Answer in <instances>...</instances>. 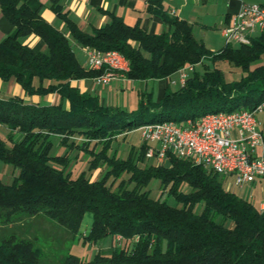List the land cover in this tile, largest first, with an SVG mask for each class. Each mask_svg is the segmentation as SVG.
<instances>
[{
	"label": "trees",
	"instance_id": "1",
	"mask_svg": "<svg viewBox=\"0 0 264 264\" xmlns=\"http://www.w3.org/2000/svg\"><path fill=\"white\" fill-rule=\"evenodd\" d=\"M0 7L15 26L0 41V79H14L31 95L60 98L41 104L21 95L0 97V124L8 127L7 139L0 137V161L18 170L12 182L0 177L1 219L43 214L77 234L85 214L92 213L82 240L98 243L110 236L111 253L84 260L70 252L64 264H264V212L226 187L225 175L174 155L169 165L149 163L145 141L126 157L112 151L115 139L144 124L253 111L264 104V64L251 66L264 55V29L249 43L226 42L213 51L162 0H147L148 11L160 14L169 27L160 34L116 15L86 32L55 7L81 46L122 52L130 62L125 75L130 79L171 78L181 67L195 65L183 85L167 86L158 100L142 91L137 108L128 110L80 89L76 80L98 77L103 70L83 65L68 35L38 10L22 0H0ZM32 34L44 40L46 50L24 41ZM221 60L242 69L241 77L227 80L217 66ZM56 139L64 153L53 152ZM76 148L88 156V169L78 175L68 170ZM103 166L104 173L94 178ZM155 179L165 197L148 188ZM39 257L30 239L0 238V264H38Z\"/></svg>",
	"mask_w": 264,
	"mask_h": 264
},
{
	"label": "built area",
	"instance_id": "2",
	"mask_svg": "<svg viewBox=\"0 0 264 264\" xmlns=\"http://www.w3.org/2000/svg\"><path fill=\"white\" fill-rule=\"evenodd\" d=\"M264 29V6L260 3L244 2L222 29L227 42L249 43L251 36ZM88 65L99 70L101 66H126L130 71L128 58L119 50L100 51L86 48ZM193 64L181 67L175 82L183 85ZM101 82L108 84L113 79ZM264 110V104L250 111L245 108L228 113H210L197 120L167 123L163 125H142V137L148 143L146 157L157 163H167L170 156L190 158L194 162L211 168L219 174L231 177L238 188L264 178V133L259 128L256 113ZM264 212V201L260 204ZM120 239V237H118Z\"/></svg>",
	"mask_w": 264,
	"mask_h": 264
},
{
	"label": "rangeland",
	"instance_id": "3",
	"mask_svg": "<svg viewBox=\"0 0 264 264\" xmlns=\"http://www.w3.org/2000/svg\"><path fill=\"white\" fill-rule=\"evenodd\" d=\"M208 37V41H206L205 45L213 51L220 50L222 47H224L225 42H227L226 37L224 38L221 34V31L217 28L210 29V31L208 32ZM72 45L79 61L82 64L86 65L88 61H86V55L83 52L82 46H80L77 42H72ZM261 64H264V55L254 61L251 66L255 67ZM217 66H219L223 70V74L227 80L239 79L243 72L242 69L233 66V64H230L225 60L218 61ZM196 68L197 70L202 71L203 64H197ZM103 73L104 70L98 77L100 78ZM126 74L127 72L124 74V76L121 77H126ZM98 77L96 79L99 83H101ZM175 77L176 75L172 77L173 81ZM137 89L138 88L134 89L131 85H128L124 90H121L120 87H116L114 82L109 85L95 84V89L93 88V90L96 92V94L99 95L100 98L107 99L108 104L124 106V108L128 110L135 109L138 106L139 98L137 97ZM12 95H21L28 101L39 102L41 104L50 103L52 97L51 94H28L14 79H10L9 81L0 79V97L7 98ZM59 100L60 98L58 97L57 101ZM154 100H158L157 97H154ZM256 117L260 122L259 128L264 133V110L257 112ZM7 136L8 127L0 124V137L7 139ZM17 137H19V135H17ZM143 141L144 139L142 137V131L140 127L134 128L127 134L126 137L121 136L113 141L112 151H116L117 154L121 157H126L133 148H140V146L143 144ZM65 151L66 147L60 145L57 139L54 140L53 152L61 154ZM70 156L71 162L68 166V170L72 171L74 175H78L83 170L88 169V156L85 155L82 151H79V149L77 148L73 149L70 153ZM150 161L151 162L149 163H157L155 162V160ZM160 164L169 165L170 163L168 161L167 163L165 162ZM105 169V166L97 169L93 173V177H100L104 173ZM17 174L18 170L15 169L11 164L0 161V177L5 182H12ZM230 182L234 183L231 177L225 176L224 183L226 187L229 186ZM235 187L236 186L234 185V188H232V190L234 189L240 196L246 199H250L252 202L254 201L253 197L249 196L251 191L248 189L247 185L241 190ZM148 188L151 189V193L153 196H166V192L162 193L160 183L156 179L149 184ZM252 193L257 196L256 198L258 202L264 200V193L253 191ZM169 202L173 203L175 202V200L170 197ZM30 217L32 216H23L16 219H11V221H4V219H1L0 217V238L15 234L20 238L32 240L34 246L39 248L40 251L38 264H64V260L70 252L79 255L84 260H90L98 252L105 254L112 250L113 243L111 240L112 237L110 236L103 238L98 243L84 242V240H82V236L88 233L93 220L92 213L90 212L85 214L82 221L81 230L77 234L71 232L54 219L48 217L46 218L44 216H37L34 218Z\"/></svg>",
	"mask_w": 264,
	"mask_h": 264
},
{
	"label": "crops",
	"instance_id": "4",
	"mask_svg": "<svg viewBox=\"0 0 264 264\" xmlns=\"http://www.w3.org/2000/svg\"><path fill=\"white\" fill-rule=\"evenodd\" d=\"M22 1L28 4L32 9L38 10L39 13L42 15V17L46 21H48L51 25H53L55 28L65 32L68 35L71 42H77V41L70 35L69 28L67 27L65 20L59 16L57 11L55 10V7H59L62 10V12L67 13L68 16L78 25V27L86 32H92L95 28L104 26L106 23L111 21L113 15L121 17L125 21V23H127L130 26H136V25L140 26L141 28L149 31L150 33L160 34L167 31L169 28L160 14H155L148 11L147 0H22ZM162 1L165 8H167L171 12V14L176 15L179 18L188 21L192 25L194 36L197 39L202 40L204 43L208 41L209 38L208 32L210 31V29H216V28L219 29L221 31L222 36L225 38V36L222 33V29L230 23L232 17L240 9L241 5L244 2L260 3L264 6V0H162ZM14 28H15L14 24L3 14L0 7V41L5 36L12 33L14 31ZM257 33L258 32H256L255 34ZM24 41L30 43L31 46H33V48H35L36 50L44 51L47 48L44 40L41 37L34 34L26 36L24 38ZM82 49L84 54L86 55V48L82 46ZM86 61H87V55H86ZM96 78L97 77H86L83 79L76 80L75 83L80 87L82 91H88L93 94H96V92L93 90V88L95 89V84L96 85L102 84L99 83ZM113 82L116 85V87H120L121 90H124L125 87L128 85H131L132 88L134 89L138 88L137 89L138 98H140V93L142 91H148L152 93L153 97H157V99H159L162 96L167 86H171L172 88H177L180 86L179 83H176L172 80V77L164 78V79H148V80H134L128 77H119L113 79L110 83H108V85ZM51 96L52 97L50 103L57 101L59 97L57 94H51ZM100 99L103 104L105 105L108 104L106 98H100ZM258 152L260 154L261 153L263 154L264 147L263 146L259 147ZM247 186L248 189L251 191L249 196L253 197L254 199L253 203L258 207H260L261 202L264 200L258 202L256 198L257 196H255V194L252 193V191L258 193H264V178H260L256 182L248 184ZM228 188L232 189L234 188V185L232 183H229ZM37 216L46 217L43 214H38L30 218H34ZM109 253H111V251L105 254H109Z\"/></svg>",
	"mask_w": 264,
	"mask_h": 264
},
{
	"label": "bare ground",
	"instance_id": "5",
	"mask_svg": "<svg viewBox=\"0 0 264 264\" xmlns=\"http://www.w3.org/2000/svg\"><path fill=\"white\" fill-rule=\"evenodd\" d=\"M99 70H104V73L100 76V78L98 77L101 82H103L104 80H106L108 78V73L113 77H121V76H124L125 72L129 71V69L126 66H117V65L101 66ZM211 113H213V112H211ZM208 115L209 114H206V115H203L202 117L208 116ZM202 117H200V118H202ZM189 120H194V119H188L184 122H188ZM170 122L171 123H178L175 121H164V122H160V123L147 124V125H163V124H167Z\"/></svg>",
	"mask_w": 264,
	"mask_h": 264
}]
</instances>
